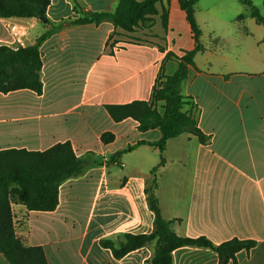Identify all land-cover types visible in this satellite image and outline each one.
I'll return each mask as SVG.
<instances>
[{
	"label": "crops",
	"instance_id": "0c3cea01",
	"mask_svg": "<svg viewBox=\"0 0 264 264\" xmlns=\"http://www.w3.org/2000/svg\"><path fill=\"white\" fill-rule=\"evenodd\" d=\"M117 3L50 0L47 20L63 24L40 47L42 93L0 92V149L45 150L70 141L86 160L82 174L59 186L54 210H29L14 201L16 234L27 246H42L49 264H146L152 246L118 258L101 239L152 232L145 188L154 176L163 217L176 234L215 244L255 240L227 264H264V25L243 0H209L211 17L224 19L219 12L233 10L229 21L241 31L238 56L245 64L234 69L230 58L213 57L215 49L203 43L182 91L197 105L198 125L210 139L201 143L190 133L169 139L154 175L161 152L148 142L157 141L160 130L141 131L132 117L115 121L105 105L150 100L161 66L165 76L173 74L194 39L179 0L157 4L160 13L163 5L168 9L167 29L160 14L152 27L132 33L110 21H70L86 10L112 11ZM195 15L203 42L206 19ZM49 28L37 17L0 16V44L33 45ZM105 132L114 139L104 142ZM173 258L174 264H219L217 253L204 247L177 248ZM0 264H10L2 253Z\"/></svg>",
	"mask_w": 264,
	"mask_h": 264
},
{
	"label": "trees",
	"instance_id": "16d2710c",
	"mask_svg": "<svg viewBox=\"0 0 264 264\" xmlns=\"http://www.w3.org/2000/svg\"><path fill=\"white\" fill-rule=\"evenodd\" d=\"M162 2L163 0H118L112 11L86 10L79 18L70 21L72 24L110 21L115 29L132 33L139 27H152L154 17L160 14L163 27L167 29L168 9L163 5L160 13L157 7ZM197 2L198 0H179L190 25L194 47L178 58V66L173 74L165 76L163 65L161 66V73L156 79L150 100L105 105L115 121L132 117L137 120L138 129L141 131L154 128L160 130L161 137L157 141L148 142L158 147L161 152L160 162L152 171L154 175L157 167L165 162L163 152L169 139L183 133L196 136L201 143H207L210 139L198 125L197 105L182 91L190 67H195L196 54L204 49L202 29L195 15ZM243 2L250 8L251 16L256 22L264 25V15L258 6L251 0ZM49 4L50 0H0V16L47 18ZM46 24L51 28L41 34L33 45L12 48L0 44V92L30 89L38 94L42 93L43 62L40 47L63 22L55 24L48 19ZM112 37L111 35L109 40ZM101 138L107 143L114 139V135L105 132ZM129 149L130 146L119 154ZM85 168L86 160L77 156L70 141L58 142L45 150L0 149V253L10 264H49L42 246H27L16 234L12 201L24 204L29 210H54L59 202L61 183L82 174ZM156 187L157 181L153 176L145 188L148 205L155 216L152 232L124 233L101 239V245L110 248L115 257L120 258L132 250L149 245L152 246L153 253L146 264H174V250L194 246L213 249L218 255L219 264H227L235 259L239 251L255 246V240L233 238L215 244L205 236L188 237L176 234L171 229V221L163 217Z\"/></svg>",
	"mask_w": 264,
	"mask_h": 264
},
{
	"label": "rangeland",
	"instance_id": "374dc122",
	"mask_svg": "<svg viewBox=\"0 0 264 264\" xmlns=\"http://www.w3.org/2000/svg\"><path fill=\"white\" fill-rule=\"evenodd\" d=\"M208 5L209 0H199L196 4V14L199 15V17H204L206 19V23L203 26L205 30L202 43L215 49V53H213L214 56L211 54L209 56H213L216 58L227 56L228 58H230L229 60H232L234 62V69L239 70V66L245 63L242 62L240 57L238 56L242 49L241 46H238V36L241 31L239 30L238 24H236L235 21H229V19L233 16V10L232 12L231 10H224L219 12L220 14L222 13L224 17V19H219L221 17H219L218 15H215L219 17L216 18L215 16L211 17V15L206 13V7ZM255 5H257L260 8L262 14H264V0H256ZM232 8L233 6L231 5V9ZM216 37L224 38V40ZM232 37L233 39H231Z\"/></svg>",
	"mask_w": 264,
	"mask_h": 264
},
{
	"label": "built area",
	"instance_id": "2783aa9c",
	"mask_svg": "<svg viewBox=\"0 0 264 264\" xmlns=\"http://www.w3.org/2000/svg\"><path fill=\"white\" fill-rule=\"evenodd\" d=\"M11 31L13 32V33H16V34H18V33H20L21 32V28L19 27V26H12L11 27ZM15 204V202L14 201H12V203H11V206H12V212H13V221H14V216H15V210H14V208H13V205ZM14 228H15V223H14Z\"/></svg>",
	"mask_w": 264,
	"mask_h": 264
},
{
	"label": "water",
	"instance_id": "95a60500",
	"mask_svg": "<svg viewBox=\"0 0 264 264\" xmlns=\"http://www.w3.org/2000/svg\"><path fill=\"white\" fill-rule=\"evenodd\" d=\"M41 20L43 21V22H47V18H41Z\"/></svg>",
	"mask_w": 264,
	"mask_h": 264
}]
</instances>
